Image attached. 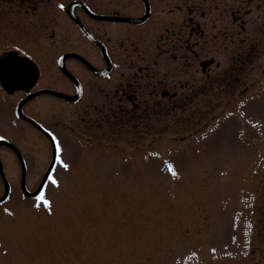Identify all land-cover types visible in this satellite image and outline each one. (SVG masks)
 I'll return each mask as SVG.
<instances>
[{
  "label": "rangeland",
  "instance_id": "obj_1",
  "mask_svg": "<svg viewBox=\"0 0 264 264\" xmlns=\"http://www.w3.org/2000/svg\"><path fill=\"white\" fill-rule=\"evenodd\" d=\"M60 5L54 24L14 0L12 16L21 15L22 21L12 39H4L12 32L0 22V50L15 52L34 87L48 84V75L57 71L59 51L91 53L88 49L95 47ZM137 9H142L138 3ZM154 12L151 19H200L204 48L221 43L207 36L217 31L260 34L264 58V0H157ZM89 23L112 37L121 29ZM22 24L28 32L23 38L16 33ZM201 42L191 40L196 50ZM249 76L244 91L233 85L213 103L225 88L215 92L218 98L210 95L202 104L213 108L209 112L182 110L187 106L182 99L173 98L171 113L158 104L149 132L144 124L142 129L128 125L117 139L98 143L52 124L69 167L56 170L60 183L47 191L50 210L32 200L0 206V264H264V71L254 69ZM58 85L68 89L63 81ZM21 92L9 97L10 104L16 105ZM5 101L0 91V135L22 137L28 145L29 184L34 188L43 161L50 159L49 141L29 124L18 123ZM24 107L30 112L36 107L41 119L61 120L64 126L74 104L41 95ZM10 120L24 131L12 132ZM143 137V146L129 143ZM11 169L17 177L16 162Z\"/></svg>",
  "mask_w": 264,
  "mask_h": 264
},
{
  "label": "flooded vegetation",
  "instance_id": "obj_2",
  "mask_svg": "<svg viewBox=\"0 0 264 264\" xmlns=\"http://www.w3.org/2000/svg\"><path fill=\"white\" fill-rule=\"evenodd\" d=\"M18 1L21 4L25 3L36 18H47L49 22L54 24L58 20L55 19L57 15L55 8L63 2L64 8H67L73 1H82L91 10L107 15L139 17L144 12L143 0H116V4L111 3V0H105V3H102V8L98 5L99 0L96 3L94 0ZM13 2L14 0H0V22L3 23L2 29L8 28L12 32L3 35L5 36V40L13 38V31L20 30L18 24L20 20L22 21L21 15H17L16 18L12 16ZM148 2L149 14L146 19L138 23L95 19L86 12L83 6L79 5L75 8V12L80 17L84 18L86 16L91 18L81 20L90 32L102 41L107 58L103 55L101 48L93 43L95 47L88 49L91 53H83L82 51L70 49L62 52L59 51L55 56L57 58L66 52H76L91 63V65H87L75 57L66 58L64 61L67 68L76 75L81 83V93L77 100L73 102L74 108L70 116V123L68 124L71 130L84 126L87 131L91 130L94 132L98 138V136H110L113 134L111 133L112 129L117 133V131L121 132L128 125L135 127V125L139 124V128L142 129L144 124L147 132H149L150 125L148 121L155 116L158 104H160L161 110L163 106L167 109L168 105L169 108L165 111H172L170 104H172V100L177 94L173 90L174 84L178 82L183 85L186 82V80L180 79V75L187 73L186 69L189 66L190 55L194 58H199L198 64L201 71L207 75L209 74L210 64L206 62L208 59L204 56L208 47L206 45L204 48L202 45V43L205 45L206 41L204 23L200 19H190L188 15L183 19H151L155 13L154 5L157 0H148ZM137 3L142 6V9L134 11ZM229 7L231 9L232 5H229ZM236 10L237 8L232 9L231 13H234ZM232 20L234 22H244V19ZM89 21L91 23L103 22L112 25V27L119 26L121 29L116 33L115 37L111 35L107 36L106 31H96L93 24H90ZM20 27L21 31L16 32L17 35H20L22 38L28 36L27 26L22 24ZM228 33L232 35V32L217 31V33L207 34V36L211 37L216 34L226 36ZM1 35L0 33V39ZM54 35L55 31L53 30L52 36ZM234 35H237L236 31ZM193 36L195 38L191 39ZM228 39L233 40L234 38L230 36ZM191 40L202 41L198 44L197 50L193 47ZM12 54L10 49L0 52V88L11 97L16 90L21 89L22 92L16 97L19 100L25 95L24 92L28 86L24 83L28 81V78L24 66L20 62H17L12 57ZM200 55L203 56L200 57ZM107 60L109 63H107ZM174 60L178 62L177 68L172 65ZM68 61L72 62L68 63ZM48 76L50 78L48 81L50 87H60L58 84L63 81L67 85V88L70 89H64L63 91L69 94L75 93L76 89L73 82L59 68H57L55 73L51 72ZM9 100V97L6 96L5 102H9ZM182 101H185L184 97ZM10 102L12 101L10 100ZM78 103L81 104L78 105ZM35 108L31 112L29 111V115L38 118V121L41 122L42 120L38 112H34ZM22 121L36 128L29 121ZM64 123L67 122L65 121ZM9 125L12 132L18 134L24 131L20 126L13 127L10 123ZM20 139L22 143L19 142ZM11 142L15 146L0 145V166L5 175L4 178L0 173L2 193L8 187L7 196L0 203L6 201L8 204L13 203L16 205L20 201H25L23 199L34 200L36 196L22 192L24 177L25 185L31 191L35 190L40 182L38 180L37 186L34 188L29 184L28 165L30 152L28 145L23 141L22 137L18 140H11ZM15 162L18 169L17 177L15 171L13 173L11 169ZM44 165L45 161H43L42 166L44 167ZM23 170H25V173H23ZM33 179L35 180V177Z\"/></svg>",
  "mask_w": 264,
  "mask_h": 264
},
{
  "label": "water",
  "instance_id": "obj_3",
  "mask_svg": "<svg viewBox=\"0 0 264 264\" xmlns=\"http://www.w3.org/2000/svg\"><path fill=\"white\" fill-rule=\"evenodd\" d=\"M144 2H145V5H146V11H145V14L143 15V17H141V18H128V17H111V16H104V15H98V14H94V13H92L95 17H97V18H101V19H119V20H129V19H145V17H146V15H147V0H144ZM77 3H73V4H71L70 5V9H69V13L72 15V17L75 19V20H77V22H78V24L80 25V27L82 28V30L93 40V41H95V42H97L90 34H89V32L87 31V29L85 28V26L82 24V22L79 20V18L73 13V9H74V7H75V5H76ZM97 43H99V42H97ZM70 55H73V56H77V57H79L78 55H76L75 53H69V54H65V55H63V56H61V58H60V61H59V63H60V65H62L63 63H62V61L64 60V58L65 57H67V56H70ZM62 68H63V65H62ZM65 70V69H64ZM42 92H51V93H55V94H57V95H64V94H62V93H60V92H57V91H54V90H51V89H42V90H38V91H36V92H33V93H31V94H29L28 96H26L24 99H22L20 102H19V104H18V112L21 114V115H23V116H25L24 114H23V112H22V110H21V106H22V104H23V102L24 101H26L27 99H29L30 97H32V96H34V95H36V94H38V93H42ZM70 98H74V97H71V96H69ZM0 142H6V141H4V140H1Z\"/></svg>",
  "mask_w": 264,
  "mask_h": 264
},
{
  "label": "snow or ice",
  "instance_id": "obj_4",
  "mask_svg": "<svg viewBox=\"0 0 264 264\" xmlns=\"http://www.w3.org/2000/svg\"><path fill=\"white\" fill-rule=\"evenodd\" d=\"M60 7H63V5H60ZM56 147H57V150L59 151V144L58 143H57ZM61 163L63 164L64 168H68L69 167V165L66 164V163H63V161H61ZM168 168H169L170 171L173 172V175H175V172H174L171 164L168 165ZM49 179H50L52 184L58 185L59 182L54 177H49ZM37 200L40 201V204H37L36 207H40V205L43 204L45 207H48L49 210H50L51 201L46 198V193H45V191L43 189H41L39 191V195L37 196ZM4 211L5 212H9V214H11L9 209H7V208H5Z\"/></svg>",
  "mask_w": 264,
  "mask_h": 264
}]
</instances>
